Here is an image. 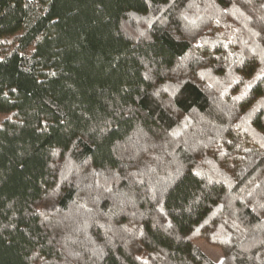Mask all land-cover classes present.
Listing matches in <instances>:
<instances>
[{"label": "trees", "instance_id": "obj_1", "mask_svg": "<svg viewBox=\"0 0 264 264\" xmlns=\"http://www.w3.org/2000/svg\"><path fill=\"white\" fill-rule=\"evenodd\" d=\"M0 264H264V0H0Z\"/></svg>", "mask_w": 264, "mask_h": 264}, {"label": "rangeland", "instance_id": "obj_2", "mask_svg": "<svg viewBox=\"0 0 264 264\" xmlns=\"http://www.w3.org/2000/svg\"><path fill=\"white\" fill-rule=\"evenodd\" d=\"M197 243L199 246L207 252L215 261L219 262L222 258V251L221 249L211 246L205 240L201 239L198 240Z\"/></svg>", "mask_w": 264, "mask_h": 264}]
</instances>
